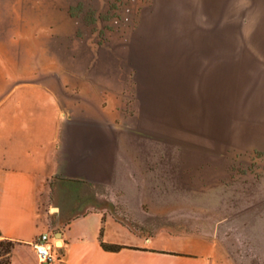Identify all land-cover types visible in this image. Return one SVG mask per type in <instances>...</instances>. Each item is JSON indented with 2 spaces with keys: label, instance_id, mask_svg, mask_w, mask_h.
Here are the masks:
<instances>
[{
  "label": "crops",
  "instance_id": "0c3cea01",
  "mask_svg": "<svg viewBox=\"0 0 264 264\" xmlns=\"http://www.w3.org/2000/svg\"><path fill=\"white\" fill-rule=\"evenodd\" d=\"M204 29L179 37L170 58L186 85L199 90L202 103L215 106L221 130L213 136L220 153L225 148L234 158L264 163V18L253 19L242 34H224L221 26L214 32ZM95 55L78 47L60 55L65 60L60 72L70 75L61 89L71 90L72 105H88L93 97L100 106L94 110L76 109L58 118L59 96L44 82H4L9 91L0 97V240L15 242L6 264H38L32 242L43 233L59 239L57 264H236L217 226L212 231L161 226L149 233L111 204L95 202L96 186L116 179L120 184L121 174L132 168L123 160L134 152L136 139L155 146L169 143L141 117L122 116L117 105L126 98L123 91L142 83L123 80L116 53L102 60ZM210 147L199 145L203 152ZM206 167L199 162L184 169ZM151 179L157 182L159 176ZM102 241L123 248L108 251Z\"/></svg>",
  "mask_w": 264,
  "mask_h": 264
},
{
  "label": "rangeland",
  "instance_id": "374dc122",
  "mask_svg": "<svg viewBox=\"0 0 264 264\" xmlns=\"http://www.w3.org/2000/svg\"><path fill=\"white\" fill-rule=\"evenodd\" d=\"M255 18H264V0H0V97L9 91L4 82L40 81L59 96L56 117L94 110L100 106L93 97L88 105H72L69 86L61 89V82H70L69 73L60 72L61 50L78 47L101 54V60L116 53L123 80L142 83L124 90L117 108L124 118L141 117L169 143L136 139L134 152L123 160L132 168L121 174L122 183L96 186L95 202L111 204L149 233L161 226L175 231L217 226L236 264H264V163L234 158L225 148L220 153L213 136L221 130L215 106L202 103L199 90L186 85L170 58L174 42L193 36L198 27L242 34ZM204 143L211 145L207 152L199 148ZM159 161V168H148ZM199 162L208 167L185 171ZM155 174L157 182L151 179Z\"/></svg>",
  "mask_w": 264,
  "mask_h": 264
},
{
  "label": "built area",
  "instance_id": "2783aa9c",
  "mask_svg": "<svg viewBox=\"0 0 264 264\" xmlns=\"http://www.w3.org/2000/svg\"><path fill=\"white\" fill-rule=\"evenodd\" d=\"M51 239L52 236L49 233H43L32 242L38 264H57L59 259L57 244L56 240L52 241Z\"/></svg>",
  "mask_w": 264,
  "mask_h": 264
},
{
  "label": "trees",
  "instance_id": "16d2710c",
  "mask_svg": "<svg viewBox=\"0 0 264 264\" xmlns=\"http://www.w3.org/2000/svg\"><path fill=\"white\" fill-rule=\"evenodd\" d=\"M14 246H15V242L13 240H9V239L0 240V248H1L0 258H4V259H0V264H6L10 262L11 254ZM102 247L108 251H118L123 248V246L121 245L108 243L105 241H102Z\"/></svg>",
  "mask_w": 264,
  "mask_h": 264
}]
</instances>
